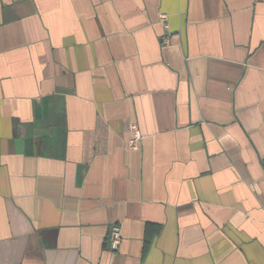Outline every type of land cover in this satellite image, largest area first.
<instances>
[{
	"label": "crops",
	"instance_id": "1",
	"mask_svg": "<svg viewBox=\"0 0 264 264\" xmlns=\"http://www.w3.org/2000/svg\"><path fill=\"white\" fill-rule=\"evenodd\" d=\"M0 264H264V0H0Z\"/></svg>",
	"mask_w": 264,
	"mask_h": 264
},
{
	"label": "built area",
	"instance_id": "2",
	"mask_svg": "<svg viewBox=\"0 0 264 264\" xmlns=\"http://www.w3.org/2000/svg\"><path fill=\"white\" fill-rule=\"evenodd\" d=\"M162 42L168 44L170 43V38L164 37ZM129 130L131 131L132 136L128 141V146L131 149H138L143 139V135L139 129V126L133 123L129 126ZM121 243H122V228L119 225H114L110 228V232L108 234V246L110 250L117 251L120 248Z\"/></svg>",
	"mask_w": 264,
	"mask_h": 264
}]
</instances>
